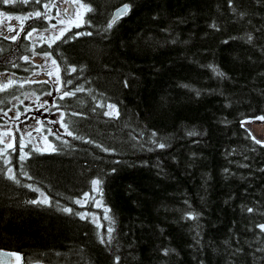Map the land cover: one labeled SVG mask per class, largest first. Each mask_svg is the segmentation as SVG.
I'll list each match as a JSON object with an SVG mask.
<instances>
[{
	"label": "trees",
	"instance_id": "16d2710c",
	"mask_svg": "<svg viewBox=\"0 0 264 264\" xmlns=\"http://www.w3.org/2000/svg\"><path fill=\"white\" fill-rule=\"evenodd\" d=\"M83 2L92 9L85 23L44 52L57 61L61 79L72 80L65 90L84 91L63 100L55 92L59 111L51 102L45 106L51 111L39 108L40 116L32 109L19 120L0 117L16 137L7 166L19 180L8 179L0 157V249L18 252L21 264H115L117 257L119 264H264V232L257 227L264 224V147L242 127L264 114V0H231V7L229 0ZM124 4L130 12L107 28ZM40 7L14 0L0 3V12L17 16ZM48 25L30 18L22 34ZM84 32L91 35L72 38ZM23 39L19 78L31 74ZM5 55L13 62L14 48ZM72 67L77 71L69 74ZM17 87L22 98L52 91L41 83H16L0 92V109L10 108ZM98 104L116 105L119 118L103 115L107 109ZM25 107L18 106L21 112ZM55 112L65 113L79 138L47 123ZM29 116L44 123L39 134L56 151L31 152L34 144L24 141L31 155L22 167L23 135L16 127L24 130ZM153 132L165 148L151 142ZM95 178L103 180L102 203L115 220L111 244L100 243L108 221L93 202L74 203L91 192ZM87 211L99 214L103 227L89 216L81 219Z\"/></svg>",
	"mask_w": 264,
	"mask_h": 264
},
{
	"label": "snow or ice",
	"instance_id": "6c2138e0",
	"mask_svg": "<svg viewBox=\"0 0 264 264\" xmlns=\"http://www.w3.org/2000/svg\"><path fill=\"white\" fill-rule=\"evenodd\" d=\"M14 0H0V3H3L5 5L9 4V3H13ZM24 4L27 5L29 4L30 0H23ZM31 2L40 5V8L35 9L34 11H29L23 15H17L15 17H13L12 15H7L3 12H0V17H5L8 21H11L13 18H15L18 22H19V31H17V27L12 25L11 23H8L5 26V30L7 32H16V35H12V36H5V39H11L13 41H16L19 38V35L21 32H24V21H27L30 18H43V20L45 22L50 21L51 19H54V17H51L50 15H48V13L51 11L52 8H55L56 5L53 3H49L46 2V0H31ZM73 3H77L79 4V7L84 9L85 12L91 11V7L84 3L83 0H73ZM229 6L231 7V0H229ZM41 9H43L44 11H42ZM131 10V5L129 4H124L111 18V20L109 21V23L107 24V28L111 29L113 27V25L123 16L127 15ZM61 13L58 11L57 12V16H59ZM63 15L65 17H67V23H74V26L76 27H80L82 26L83 23H85V21L82 19V17L80 19L76 18V10L73 8L71 10L69 9H64L63 10ZM243 15V14H241ZM3 21H0V24H2ZM58 24H65L66 21L65 19H60L57 21ZM30 30L27 31L25 33L24 38L28 39L30 37H33L34 34L40 32V35L38 37V39H45L46 42L48 43L49 47H52V45L59 39H61V37L64 35V32L67 31V28H61L58 29L57 32L55 33H51L47 38H45L43 36V32H48L49 28L48 27H44L42 30L39 29L38 27H34V26H29ZM52 29H56V25H51L50 26ZM212 27H217L215 24L212 25ZM218 30V29H217ZM79 35H91L90 32H84V33H75V36H79ZM252 41V36L249 34L248 36V42L251 43ZM227 42V41H225ZM35 54V53H34ZM43 58L45 60H51V64L54 65L56 67V71L59 72V65L57 64V61L54 59H51V53H43ZM23 60L25 62H29V57L28 56H24ZM15 66V65H14ZM209 67L212 68V71L220 77H224L226 76V74L222 71H220L217 67L210 65ZM82 70V69H81ZM66 71L71 74L72 72H76L77 69L75 67H72L70 69H66ZM33 75H39V73H33ZM44 75H47L49 77V80H42V81H31L32 83H41V84H53L55 86V92L58 93V99L63 100L65 97H73L76 95V93L78 92H83L84 88L82 86H78L76 87L74 90H65L67 88L68 85L72 84V80H62L61 77L59 75H57L55 77V80H52V76L53 73L52 71H46L44 72ZM28 81H24L21 82L19 84V86L21 88L24 87V83H27ZM17 83V81L9 79L6 83L5 82H0V92H5L7 91L10 86L15 85ZM199 94V93H197ZM34 95V94H33ZM43 95L46 96H53V92L52 91H45L43 93ZM28 97L25 96V99H27ZM13 99L19 100V97L14 96ZM36 101L39 102L41 100L40 96H36ZM0 103H2V101H0ZM22 103V101H21ZM48 104V101H43L42 103H38V108L37 110H39V108H45L46 111H51V108H55L57 109V111H59L60 109V105H58L55 100L52 101L51 103V108H46L45 106ZM15 107V105H14ZM97 107H105L107 110L105 112H103V115L105 116H109V117H114V118H119V110L117 109L116 105L114 104H107V105H103V104H98ZM8 111H12V109H8ZM8 111H4L3 109H0V112H2L3 116L7 117L8 116ZM32 111L31 108L29 107H25L23 112L20 111L19 108L16 109V114L14 118H10V119H14V120H19L21 115L26 114L27 112ZM72 115H76V113H72ZM65 117V113L64 112H60V118L58 120H50L47 121V123L49 124H59L60 127H62L64 129V132L66 135L75 138H79L74 136L73 131H71L69 129L68 124L65 123L64 120ZM36 119L37 124L40 125V128H36L35 130L37 132H40L43 127H44V123L39 119V118H34ZM251 120H258V121H262L264 122V114L252 117ZM251 120H245L242 121V127L246 126L248 123L251 122ZM16 131L19 132L21 131L19 129V127H16ZM246 131L248 132L249 136L255 141V143L261 145L262 147H264V133H262L259 137H257L253 130L251 129H247ZM48 135H53V131L52 129H47ZM195 133H189V135H194ZM157 134L155 132L152 133V138L151 142L153 144L156 145V147L158 148H165L167 145L163 142H158L154 139V137ZM28 136H31V132H28ZM10 138V139H9ZM61 137L59 135H57V139H60ZM43 139L45 141H47V136H44ZM63 143L67 144V141H62ZM88 142V141H86ZM15 143H16V137L13 135L12 132V127L9 126V122L6 121L5 125H0V145H2V147H0V157L4 158L5 161V171L8 174V179L12 180L14 183H19V180L16 178V175L13 173V170L11 167H8L7 165L11 163V159L9 157V149L12 150V152H16L17 149L15 147ZM27 145L24 143L23 137L20 138L19 140V161L21 162V165L23 167V161L26 160V158H28L31 155V152H35V151H41V149L39 147H33L31 149V152H25L24 149ZM48 147L52 150V151H56L55 147L51 144L48 145ZM97 147H101L100 145H97ZM103 151H111L108 148H102ZM151 150V149H150ZM114 171V170H113ZM21 175H25L27 176V173L24 171H21ZM29 179H31V177H28ZM103 180L101 178H95L91 180V185H92V192L97 193L100 196V199H97L96 196H91L89 193H84L83 194V200H75L74 203L81 205V207L84 206L85 202L88 200L93 201V203L95 204L96 207H103L104 208V219L108 221V227L106 229V234L104 235H99L100 238V243L101 244H111L112 240H113V232L115 231L114 228V224H115V220L113 217H110L108 215V213L111 211V209L107 208L106 206H104L102 204V196H103V191H102V185ZM26 187L31 188L33 191H38V189L33 188L32 185H26ZM31 203H46L47 198H45L43 201H30ZM62 211L66 212V213H72L73 210L71 208H63ZM249 212H252L253 209L249 208L248 209ZM80 216L81 219H85L89 214L88 213H79L78 214ZM197 214L194 213H188L187 214V218L188 219H196ZM93 223H96L97 228H101L103 227L102 225H100L96 218L93 217L92 220ZM257 227H259V229L264 232V224H259L257 225ZM169 250L165 249L163 251L164 255H168ZM4 256H9L12 257L14 256L16 258L17 261H22L23 257L20 256V254L18 253H0V264H3V257ZM115 264H119V257L116 258Z\"/></svg>",
	"mask_w": 264,
	"mask_h": 264
},
{
	"label": "rangeland",
	"instance_id": "374dc122",
	"mask_svg": "<svg viewBox=\"0 0 264 264\" xmlns=\"http://www.w3.org/2000/svg\"><path fill=\"white\" fill-rule=\"evenodd\" d=\"M69 3H71L73 5V8L76 10V18L77 19H80L82 17V19H83V17H84V15H85L86 12L84 11V9H82V8L79 7V4L73 3V0H53V4H55L56 7L55 8H52L51 11L48 13V15H50L51 17H54V19H51L49 21V25L47 26L49 28V31L48 32H43V36L45 38H47L51 33L57 32V30L58 29H61V28H67L68 29L67 31L64 32V35L67 34L69 31H71L72 29L79 28V27L74 26V23H71V24L70 23H67V17H65L63 15V10L64 9H67ZM62 6H63V8H62ZM58 11L61 13L59 16H57V12ZM13 17H15V16H13ZM60 19H65L66 23L65 24H58L57 21L60 20ZM1 21H3V23L0 24V33H5V34L10 33V32H7L6 30H4L5 26L8 23H11L12 25L17 26L19 28V22L15 18H13L11 21H8L7 19L4 18ZM23 24H25V21L23 22ZM51 25H56V29H52L50 27ZM2 27H4V28H2ZM12 33L15 34V32H12ZM22 33L23 32H21V34ZM39 35H40V32L34 34L33 37H31V39H30V41H33L35 43V45L34 46H31V48H32V52L31 53L28 51L29 54H30L29 55V59L32 60V57L34 55L39 56L44 61V68H46V66H47L48 69H49V71H52V73H53L52 80H55V77L57 75L60 76V70H59V72H57L56 71V67L51 64V60H45L43 58V55H38L37 54L39 48L42 45H44V44L48 45V43L46 42L45 39H38ZM24 36H25V34H23V37ZM39 40H41L42 43H38ZM51 59H53L52 56H51ZM41 71H42V69L39 68V73ZM31 77H32L31 74H29V77H27V78L30 79ZM48 85L52 88L53 96H46V95L45 96H40L41 97V100L39 102H37L36 100H34V98H33L34 96H31L30 94H27L28 95L27 96L28 97L27 99L21 97L22 103H21V101L20 102H12V99H13V97L15 95L13 97H11L10 98L11 104H10V108L9 109H12V111H8L7 110L8 111L7 118L10 119V118H14L15 117L16 109L18 108L19 105L27 106V107L33 109L34 113L35 114H38L40 116L41 112L39 110H37L38 103H42L43 101H48V103H51L53 101V99H54L53 97L55 95V86L53 84H51V83L48 84ZM3 93H5V92H3ZM19 93H20V91H19ZM20 96H21V94H20ZM14 105H15V107H14ZM34 118H38V117L37 116H29L24 121L25 124L22 127L24 130H21L20 131L21 134L23 135V140L33 143L35 147H40L42 150H49L50 149L48 147L49 144L47 142H45L42 139L41 135L39 134V133H41V131L40 132H37L35 130L36 128H38V126H35V123L37 124V122H36V119H34ZM59 118H60V113L59 112H55L53 115H47L46 116V119L58 120ZM11 120H14V119H11ZM0 125H5V123H1ZM56 125H57V127H59V124H56ZM28 131L31 132V136H28ZM0 146H2V145H0ZM89 194L91 196H96L97 199H100V196L97 193H95V192H92L91 191V192H89ZM81 200H83V198ZM90 201L91 200L86 201L83 207L88 206L86 204L88 202H90ZM93 207L95 209L100 210L101 211V216L104 217V208L103 207H96L94 203H93ZM84 213H88L89 214L88 216L91 218V220H93V217H95L96 220H97V222L100 224V215L97 214V213H95V211L94 212L87 211V212H84Z\"/></svg>",
	"mask_w": 264,
	"mask_h": 264
},
{
	"label": "flooded vegetation",
	"instance_id": "af4514ba",
	"mask_svg": "<svg viewBox=\"0 0 264 264\" xmlns=\"http://www.w3.org/2000/svg\"><path fill=\"white\" fill-rule=\"evenodd\" d=\"M62 8H63V6H62ZM4 18L5 17H0V21ZM2 28H4V27H2ZM4 30H5V28H4ZM17 31H19L18 27H17ZM12 35H16V32H15V34L12 32H10L8 34L0 33V68L1 67H7V71H5V72L0 71V82L6 83L9 79L16 80V78H17L16 73L21 70L20 48H21V40L23 38L22 37L23 34L20 33L19 38L16 41L4 38L5 36H12ZM30 39H31V37L28 39H23V42L25 43V47H28L29 52L31 53L32 52L31 46H34L35 43L33 41H30ZM38 43H42V41L39 40ZM47 46L48 45H46V44L42 45L39 48L37 54L43 55V53H45L44 48ZM7 48L8 49L14 48V55H13L14 61L13 62H11V61H9L8 63L5 62V57H6L5 53H6ZM8 60H11V56H9ZM29 62L31 63L30 64V68H31L30 72H31V76H32L29 80L30 83H32L31 81H35V80L36 81L49 80V77L47 75H44V72L49 71V69L47 66H46V68H44V61L39 56L34 55L32 57V60L29 59ZM12 64H13V66H12ZM11 67H13L14 74L9 73V70H11ZM39 68L42 69V71L40 73H39ZM33 73H39V75L34 76ZM32 79H34V80H32ZM33 84H35V83H33ZM45 85H48V84H45ZM14 86L15 85H12L9 90H12ZM19 91H20V89L17 87V92H16L15 96L19 97V100L12 99V102H20L21 101V96H20ZM33 98H34V100H36L35 97H33ZM0 117L5 118V116H3L2 113L0 114ZM23 124H25V123H23Z\"/></svg>",
	"mask_w": 264,
	"mask_h": 264
},
{
	"label": "water",
	"instance_id": "95a60500",
	"mask_svg": "<svg viewBox=\"0 0 264 264\" xmlns=\"http://www.w3.org/2000/svg\"><path fill=\"white\" fill-rule=\"evenodd\" d=\"M122 7V6H121ZM117 8L112 16L121 8ZM67 9L71 10L73 9V5L71 3L68 4V7ZM112 18V17H111ZM111 20V19H110ZM17 82L21 83V82H24V81H27L26 79H20V78H17L16 79ZM247 129H251L253 130L254 134L259 137L262 133H264V122L262 121H258V120H255V121H251L250 123H248L246 126H244V129L246 130ZM0 253H18V252H13V251H6V250H1L0 249ZM19 254V253H18ZM21 256V255H20ZM3 264H21V261H17L16 258L14 256L12 257H9V256H4L3 257Z\"/></svg>",
	"mask_w": 264,
	"mask_h": 264
}]
</instances>
